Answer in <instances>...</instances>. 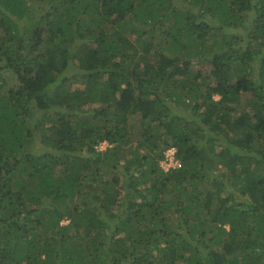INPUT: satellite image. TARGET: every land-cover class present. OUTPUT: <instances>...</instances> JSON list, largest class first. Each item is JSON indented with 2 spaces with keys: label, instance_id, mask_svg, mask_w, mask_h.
Masks as SVG:
<instances>
[{
  "label": "trees",
  "instance_id": "1",
  "mask_svg": "<svg viewBox=\"0 0 264 264\" xmlns=\"http://www.w3.org/2000/svg\"><path fill=\"white\" fill-rule=\"evenodd\" d=\"M0 264H264V0H0Z\"/></svg>",
  "mask_w": 264,
  "mask_h": 264
},
{
  "label": "built area",
  "instance_id": "2",
  "mask_svg": "<svg viewBox=\"0 0 264 264\" xmlns=\"http://www.w3.org/2000/svg\"><path fill=\"white\" fill-rule=\"evenodd\" d=\"M174 153V149H169L167 151V160L163 161V166L165 170H168L170 167L175 166L177 164V160L175 159Z\"/></svg>",
  "mask_w": 264,
  "mask_h": 264
},
{
  "label": "rangeland",
  "instance_id": "3",
  "mask_svg": "<svg viewBox=\"0 0 264 264\" xmlns=\"http://www.w3.org/2000/svg\"><path fill=\"white\" fill-rule=\"evenodd\" d=\"M253 15H254V12H251V13H249L248 14V19H251L252 17H253ZM255 63V62H254ZM200 67H203V65H200ZM78 86V85H77ZM76 86V87H77ZM217 97V96H216ZM101 106V105H100ZM36 146H39V147H37V148H40L41 149V147L43 146V144H42V142H40V140H36ZM106 146H108V143L107 142H103L101 145H100V148L99 149H104ZM68 222V220L67 219H65V220H63L62 221V224H66ZM207 222H209V221H207ZM209 225H207V226H205V227H208ZM106 249V248H105ZM204 252V251H203Z\"/></svg>",
  "mask_w": 264,
  "mask_h": 264
}]
</instances>
